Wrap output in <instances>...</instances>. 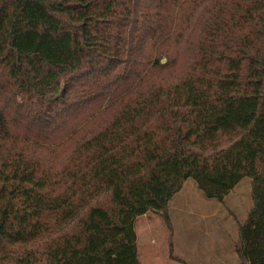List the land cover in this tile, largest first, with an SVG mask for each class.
<instances>
[{
  "label": "trees",
  "instance_id": "obj_1",
  "mask_svg": "<svg viewBox=\"0 0 264 264\" xmlns=\"http://www.w3.org/2000/svg\"><path fill=\"white\" fill-rule=\"evenodd\" d=\"M148 212L264 264V0H0V264H142Z\"/></svg>",
  "mask_w": 264,
  "mask_h": 264
},
{
  "label": "rangeland",
  "instance_id": "obj_2",
  "mask_svg": "<svg viewBox=\"0 0 264 264\" xmlns=\"http://www.w3.org/2000/svg\"><path fill=\"white\" fill-rule=\"evenodd\" d=\"M232 140L227 137L223 144ZM138 254L142 264H188L186 256L178 250H170L172 242L177 240L171 236L170 230L163 220L153 212L141 216L135 228Z\"/></svg>",
  "mask_w": 264,
  "mask_h": 264
}]
</instances>
